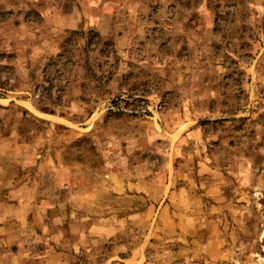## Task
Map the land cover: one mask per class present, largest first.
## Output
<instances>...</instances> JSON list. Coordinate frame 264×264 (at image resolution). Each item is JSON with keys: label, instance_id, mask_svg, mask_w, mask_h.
<instances>
[{"label": "rangeland", "instance_id": "obj_1", "mask_svg": "<svg viewBox=\"0 0 264 264\" xmlns=\"http://www.w3.org/2000/svg\"><path fill=\"white\" fill-rule=\"evenodd\" d=\"M229 2L0 0V264H264V0Z\"/></svg>", "mask_w": 264, "mask_h": 264}, {"label": "trees", "instance_id": "obj_2", "mask_svg": "<svg viewBox=\"0 0 264 264\" xmlns=\"http://www.w3.org/2000/svg\"><path fill=\"white\" fill-rule=\"evenodd\" d=\"M227 3H230L229 1L230 0H225ZM231 4V3H230ZM233 4H235V3H233ZM230 20V22H233L235 19H237L236 18V12L235 11H233V12H231V13H227V16H226V20ZM233 41V40H232Z\"/></svg>", "mask_w": 264, "mask_h": 264}]
</instances>
